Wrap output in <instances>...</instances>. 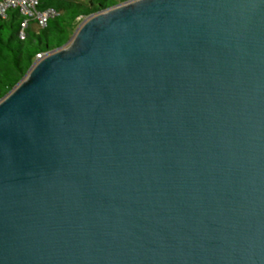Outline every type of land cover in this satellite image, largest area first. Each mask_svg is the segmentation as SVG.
I'll list each match as a JSON object with an SVG mask.
<instances>
[{"label": "water", "instance_id": "95a60500", "mask_svg": "<svg viewBox=\"0 0 264 264\" xmlns=\"http://www.w3.org/2000/svg\"><path fill=\"white\" fill-rule=\"evenodd\" d=\"M0 264H264V0H129L38 54L0 99Z\"/></svg>", "mask_w": 264, "mask_h": 264}, {"label": "trees", "instance_id": "16d2710c", "mask_svg": "<svg viewBox=\"0 0 264 264\" xmlns=\"http://www.w3.org/2000/svg\"><path fill=\"white\" fill-rule=\"evenodd\" d=\"M125 1L39 0V10L52 8L56 15L43 28L31 19L23 38L24 15L12 9L6 18L0 16V99L23 79L38 54L64 46L85 18Z\"/></svg>", "mask_w": 264, "mask_h": 264}, {"label": "built area", "instance_id": "2783aa9c", "mask_svg": "<svg viewBox=\"0 0 264 264\" xmlns=\"http://www.w3.org/2000/svg\"><path fill=\"white\" fill-rule=\"evenodd\" d=\"M39 0H0V16L6 18L9 10L17 9L25 16L23 28L20 33L21 38L24 37V30L28 26L31 19H35L40 27H45L50 18L56 15V11L52 8L39 10ZM41 54L40 56L44 55Z\"/></svg>", "mask_w": 264, "mask_h": 264}, {"label": "rangeland", "instance_id": "374dc122", "mask_svg": "<svg viewBox=\"0 0 264 264\" xmlns=\"http://www.w3.org/2000/svg\"><path fill=\"white\" fill-rule=\"evenodd\" d=\"M72 36H73V35H72ZM51 44H53V42H52Z\"/></svg>", "mask_w": 264, "mask_h": 264}]
</instances>
